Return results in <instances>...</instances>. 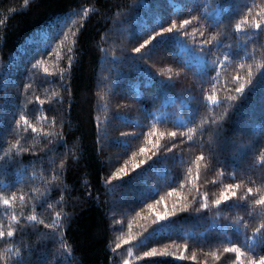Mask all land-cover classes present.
Masks as SVG:
<instances>
[{
	"label": "trees",
	"instance_id": "1",
	"mask_svg": "<svg viewBox=\"0 0 264 264\" xmlns=\"http://www.w3.org/2000/svg\"><path fill=\"white\" fill-rule=\"evenodd\" d=\"M262 12L264 0H0V155L17 138L30 149L0 174V194H17L7 214L0 204V225L14 226L13 212L24 218L14 238H0V264H13L18 248L23 264H232L229 242L257 249L264 28L251 22L264 23ZM173 21L163 45L132 51ZM22 114L28 123L17 126ZM217 126L230 141L224 152ZM18 162L29 166L18 172ZM229 184L236 197L212 205Z\"/></svg>",
	"mask_w": 264,
	"mask_h": 264
},
{
	"label": "snow or ice",
	"instance_id": "2",
	"mask_svg": "<svg viewBox=\"0 0 264 264\" xmlns=\"http://www.w3.org/2000/svg\"><path fill=\"white\" fill-rule=\"evenodd\" d=\"M261 16L264 17V12L261 13ZM192 19H195V18H192ZM244 19H245V21H247L248 18L244 17ZM179 23H180V26L183 27V26L189 24V20H181ZM241 27H242V25L240 23H237L235 25V28H236L237 31H239L241 29ZM251 27L255 28V29H261V28H264V23H262L261 20L257 19V20H254V21L251 22ZM174 29H176V22L175 21H173L172 24L168 28L160 27L159 33L153 32L152 36H149L148 39L144 40L143 43L139 45V47L132 49V51L133 52H140V50L143 49L146 45H149L150 41H152L154 44L155 43H159V44L163 45L165 43V40L164 39H157V38L161 37L165 33H172ZM181 35H184V33L181 32ZM210 43H211L210 40L209 41H205V40L199 41V44L201 45V47H204L205 45L210 44ZM214 46L219 47L220 45L217 44V45H214ZM245 47H246V45H245ZM261 47H264V45H261ZM224 51H225V53H228V49L227 48H225ZM229 55H231V54L229 53V54H226L225 56H223L222 61H227L228 58H229ZM241 67H242V65H241ZM169 75H171V73H169ZM234 79L239 81L240 78L239 77H235ZM26 87H27V85H26ZM244 88H245V85L243 83H239V86L235 88V92L236 93H241L244 90ZM210 99L213 101V103H217L218 102L217 98L215 97V95H213ZM228 99H234V97H228ZM21 120H23L25 124L28 123L26 116L22 114V115H20L19 119H16V125L17 126H19ZM209 123H215V122L214 121H210ZM31 131L34 133L36 131V129L33 127L31 129ZM153 131H155V129H153ZM160 135H164V133H160ZM168 135L175 136L176 133H169ZM215 136H216V143H217L216 151L217 152L226 151L227 148L230 145V141H229V138H228V136L226 134V130H223L221 126H217V128L215 129ZM28 151H30V149L22 148L20 143H19V138H17V141L12 143L9 146L7 152H5L4 154L0 155V174H3L7 170L6 160L7 161H12L16 157L21 156L22 153L28 152ZM49 151H54V149H52V148L46 149L44 151L43 155H41L39 157V160H40V163H41L42 166H43V162H44V157L47 155V153ZM140 151L143 153L145 151V149L141 148ZM210 151H211V149H210ZM133 155L135 156V153H133ZM200 158H201L200 156L197 157L198 160ZM36 159L37 158L34 155L33 160L31 162L33 165L35 164ZM63 163H64V161H61V164H63ZM139 163L143 164L144 161L141 160V161H139ZM28 166L29 165H27V164L19 163L18 172L26 170V168ZM137 166L138 165L135 162H133L131 169H127L126 170V168L122 166V167L118 168L112 174V176L109 177V180H111L113 176L119 177V176L125 174L126 171H132ZM42 170H43V167H42ZM59 171H60L59 169H53V172L55 174H59ZM4 187H10V185H4ZM51 187H52V185H49V188H51ZM238 187H239L238 184H229V185H227L225 190L221 191L220 196L217 199H214V200L211 201V204L214 205V206H221L222 205V201L229 200L230 197H236V195H237L236 189ZM172 191L174 192L175 189H172ZM252 191H253L252 188H248L247 189L248 193H252ZM41 195L43 196L45 194H41ZM16 196H17V194L15 192H13L11 194V196H4L3 194H0V204H3L5 206L4 211H5L6 214L8 213L9 206L14 204ZM19 199L21 200L22 203H28V201H27V199L25 198L24 195H21L19 197ZM240 199H243V198H240ZM253 203L255 205L264 206V195H261L259 197V199L254 200ZM229 206H231V205H229ZM235 206L243 207V205H241V204H238V205H235ZM147 207L149 209H152L153 205L149 204V205H147ZM200 207L201 208H208L209 205L207 203H202L200 205ZM170 215H172V212H168V211H165L163 213L156 212L155 220L156 221H160V220H162V219H164V218H166L167 216H170ZM9 219H10V221H14L15 225L14 226L10 225L7 228V232H5L3 230V226L0 225V238H14L15 234L18 231H20L21 228L24 227V218L22 216H17L15 214V212H13L9 216ZM28 219L32 220V221H35L36 217H35V215H32V216L28 217ZM41 223L43 224L44 222L41 221ZM45 227H47L49 229L56 228V230L58 231V226H56V225L46 224ZM253 231H254V233L259 232V234H260L259 235V241H258V248L257 249H251L250 248L248 251L245 252V251H242V249L240 247H238L236 243L229 242L228 244L225 245V247H224V252L225 253H234L235 254V259L232 261V264H264V255L259 256L258 259L254 255V252L256 250L264 251V225H261V227L259 229H254ZM47 235H48L49 238H54L55 237V232H50ZM61 239H62V237H61ZM245 239L247 240L249 238L247 236H245ZM186 247H187V245H185V248ZM23 252H24L23 248H18L16 250V253H15L16 261H14L13 264H23ZM152 254H153V252H151V251L150 252H145L144 256H150ZM180 254L183 257V254H184V250L183 249H181V253ZM173 255H175V253H173ZM212 255L215 256L217 260L220 259V257L215 252H213ZM186 258L189 259V260H196L197 259L196 253L193 252V254L191 256H188ZM124 264H128V262L125 261Z\"/></svg>",
	"mask_w": 264,
	"mask_h": 264
}]
</instances>
